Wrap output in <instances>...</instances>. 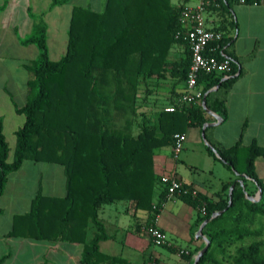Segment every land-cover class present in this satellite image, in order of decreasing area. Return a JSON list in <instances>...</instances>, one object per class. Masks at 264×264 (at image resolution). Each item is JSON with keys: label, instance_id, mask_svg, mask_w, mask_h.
<instances>
[{"label": "trees", "instance_id": "1", "mask_svg": "<svg viewBox=\"0 0 264 264\" xmlns=\"http://www.w3.org/2000/svg\"><path fill=\"white\" fill-rule=\"evenodd\" d=\"M51 1L50 9H54L71 0ZM209 1L206 12L213 17L211 28L223 34L221 47L232 61V75L227 79L202 75L198 86L206 95L207 108L225 120L226 95L240 71L232 52L237 28L232 5L237 0ZM186 5L174 0H106L102 11L75 5L67 51L56 61L49 55L48 23L43 15L33 16L32 31L20 42L35 45L39 55L26 66L33 76L29 81L31 97L24 106L15 104L25 123L16 132L11 163L0 116V197L9 176L27 160L62 166L67 193L64 197L38 194L31 211L15 218L11 237L83 243L81 264H124L100 251V242L108 239L100 209L131 202L137 210L146 211L153 223L161 209L156 195L162 184V177L155 172L156 151L174 146L175 134L189 127L203 130L208 122L202 102L165 111L167 106H177L191 66V49L181 22ZM179 45L185 52L175 57L173 50ZM208 131L207 127V139ZM213 146L234 178L224 183L217 201L192 184H186L190 193L179 197L197 210V227L225 210L205 225L203 234L210 246L197 264H264L263 229L253 228L256 218L264 216V180L255 165L258 157H264V147L241 142L230 148L218 143ZM208 150L217 158L210 147ZM242 175L255 184L253 190ZM258 189L262 198L249 200L247 194L253 196ZM168 193L165 187L159 202ZM90 227L95 232L87 241ZM245 239L250 241L244 243ZM9 256H2L0 264Z\"/></svg>", "mask_w": 264, "mask_h": 264}, {"label": "crops", "instance_id": "2", "mask_svg": "<svg viewBox=\"0 0 264 264\" xmlns=\"http://www.w3.org/2000/svg\"><path fill=\"white\" fill-rule=\"evenodd\" d=\"M41 1L0 0L1 25L9 30L13 28L20 30L23 34H30L34 25L33 16L40 15L42 12L39 8ZM21 2L25 4L24 21L13 23V20L17 18V11L21 12L17 10V5ZM174 3L195 5L194 0H174ZM232 13L237 25L232 52L239 60L240 71L235 75L236 79L226 95L227 118L218 122L214 115L207 112L206 124L210 125L207 140L212 146L213 143H218L225 148H230L238 142L244 146L256 143L264 147V4L234 2ZM207 19L208 25L212 27L213 17L207 14ZM14 41L19 42L16 37ZM173 52L175 57L183 56L185 47L176 46ZM168 87L170 85H167ZM2 91L7 92L5 88ZM161 93L165 94L166 91ZM193 128L199 129L201 133L203 131L198 127L187 128L182 133L186 136V141ZM179 155L180 153L177 157L175 156L173 146L158 149L154 159L156 174L159 177H176L186 184H192L197 191L210 200H219L224 183L233 179L234 176L220 178L218 188L214 189L208 183L196 178V170H193L192 164H186L187 172L179 171V167L176 168L175 165ZM208 157L214 156L209 153ZM255 165L259 177L264 180V157H258ZM27 177L34 181L30 192L27 191ZM254 187L255 184L248 179V189L253 190ZM164 189L165 186L159 184L156 190L157 202L161 204V209L157 220L154 221L167 234L170 245L163 247L169 249L172 254L164 255L153 249L150 251L154 244L145 230L152 224L149 222L150 216L146 211L137 210L131 202L108 204L100 209L99 218L108 236L107 240L99 244L103 254L120 258L124 264H134L137 254H141L144 258L142 264H191L195 261L197 254L206 244L205 239L198 236L200 227L194 229L199 214L181 198H170L166 195L165 199L159 202V196ZM40 193L52 197L66 195L64 168L58 164L27 160L18 171L9 176L4 193L0 197L2 210L0 213V258L10 255L3 264H14L18 255L23 257L22 264H81L83 243L36 240L9 235L15 218L29 213L34 199ZM256 193H259V189ZM90 228L87 241L92 239L89 238ZM93 229L94 234L95 228ZM190 254L192 258L188 259L187 256Z\"/></svg>", "mask_w": 264, "mask_h": 264}, {"label": "rangeland", "instance_id": "3", "mask_svg": "<svg viewBox=\"0 0 264 264\" xmlns=\"http://www.w3.org/2000/svg\"><path fill=\"white\" fill-rule=\"evenodd\" d=\"M50 2L51 0H42L39 8L42 11L40 15H43V18L49 25L48 46L50 59L56 61L63 57L67 51L68 29L73 6H90L95 10L102 11L105 8L106 0H71L68 4L54 9H50ZM24 5V2L17 5V10H21V12L17 11V18L13 20V23L24 21ZM27 35L29 34H23L20 30H14L13 28L9 30L0 23V116L4 120V134L10 147L8 160L10 163L15 158L17 145L16 132L25 123V116L16 113L15 104L24 106L31 97L29 81L33 76L26 66L32 63L39 55L38 48L35 45L25 46L20 43V40ZM14 37L19 40L18 43L14 41ZM4 88L7 90L6 93L2 91ZM189 134V138L185 141L184 148L180 152L179 159L176 161V168L179 167V171L183 173V171L187 172L186 164H192L194 166L193 170H196V178L217 189L220 178L233 177L232 171H230L223 161L217 158L214 159V157H208L209 150L203 140V131L201 133L199 129L193 128ZM189 174L191 173L189 172ZM26 181L28 182L27 191L30 192L34 181L30 177H27ZM252 197L258 199V194L255 193ZM196 224L194 225V229L197 228ZM260 227L263 229L261 238L264 239V216H258L253 225V228ZM93 231L94 229L91 227L89 232L90 239L93 236ZM249 241V239H245L244 243H248ZM152 249L164 255L172 254L169 249L163 246L154 245L150 251ZM143 259L141 254H137L133 263L142 264ZM22 262L23 257L18 255L14 264H22Z\"/></svg>", "mask_w": 264, "mask_h": 264}, {"label": "built area", "instance_id": "4", "mask_svg": "<svg viewBox=\"0 0 264 264\" xmlns=\"http://www.w3.org/2000/svg\"><path fill=\"white\" fill-rule=\"evenodd\" d=\"M194 1L195 5H186L184 7L181 19L182 34L191 49V66L187 76L185 91L178 98L177 106H167L165 108V111L170 113L175 112L180 107L203 101L205 95L198 86L202 75H219L224 79L232 75V61L221 47L223 34L213 30L208 25L206 7L210 1ZM237 2L253 5L264 4V0H237ZM217 53H220L221 57L215 55ZM174 138L173 151L177 157L184 147L186 136L177 133ZM161 183L168 189L170 198H179L183 194L190 193L186 183L176 177L163 176ZM191 193L196 195L197 191L193 190ZM202 214H205V209L202 210ZM157 217L158 215H156L155 221ZM155 221L145 229L148 236L156 246H169L170 242L167 234L156 225Z\"/></svg>", "mask_w": 264, "mask_h": 264}, {"label": "water", "instance_id": "5", "mask_svg": "<svg viewBox=\"0 0 264 264\" xmlns=\"http://www.w3.org/2000/svg\"><path fill=\"white\" fill-rule=\"evenodd\" d=\"M235 77H236V76H235ZM218 87H219V86H217L216 88H214L212 91L217 90ZM205 97H206V95L204 96V99H203V101H202V106H203V108H204L209 114L214 115L218 122L222 121V118H221L220 116L214 114L211 110H209V109L207 108V106H206V98H205ZM208 126H210V125H209V124H205L204 127H203V134H202L203 139H204L205 143L207 144V146L210 147L211 150L216 154V156H217L218 158H221L220 155H219V153H218V151H217V149H216L214 146H212V145L210 144V142H209V141L207 140V138H206L205 129H206ZM236 174H237V173H236ZM242 176L245 177V178H247V179H249L246 175H242ZM241 184L244 186L243 181H241ZM234 188H235V184H233V185L230 187V191H229V195H230L229 206L232 205V195H233ZM246 194H247V193H246ZM247 198H248L249 200L253 201V202H255V201H259V200L262 198V191H261V189H259L258 199H255V198H253L252 196H248V194H247ZM224 211H225V210H224ZM224 211H220V212H216V213H214V214L211 216V218H209L208 220H206V221H204V222L202 223V225H201V227H200V229H199L198 236H201L202 238H204L206 244H205V247H204V248H203V249L197 254L196 259H195V263H194V264H197V263L199 262V260L205 255V253L207 252V250H208V248H209V246H210V240H209V238L203 234V229H204L205 225L208 224V223H209L210 221H212L213 219H215V218L221 216V215L224 213Z\"/></svg>", "mask_w": 264, "mask_h": 264}]
</instances>
